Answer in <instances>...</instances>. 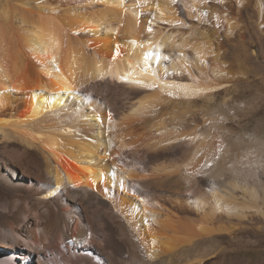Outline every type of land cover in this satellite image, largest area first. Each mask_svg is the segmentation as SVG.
<instances>
[{"label":"bare ground","instance_id":"6f19581e","mask_svg":"<svg viewBox=\"0 0 264 264\" xmlns=\"http://www.w3.org/2000/svg\"><path fill=\"white\" fill-rule=\"evenodd\" d=\"M251 7L264 36V0H0V144L35 156L43 219L1 198L0 264H205L264 234V136L235 148L216 108L243 94L238 47L264 54ZM105 201L101 238L78 209Z\"/></svg>","mask_w":264,"mask_h":264},{"label":"rangeland","instance_id":"374dc122","mask_svg":"<svg viewBox=\"0 0 264 264\" xmlns=\"http://www.w3.org/2000/svg\"><path fill=\"white\" fill-rule=\"evenodd\" d=\"M243 18L249 24L253 22L251 26L253 28L249 31L252 40L249 41L260 44L261 51H264V36L261 35L260 28L257 26L255 9L251 7L249 14H245ZM248 46L249 54L243 47H238L240 50L234 52L235 55H238L235 63L240 66L242 76L247 77V80L242 79L243 82L239 89L243 94L237 96L228 105L219 103V107H216L219 110V115L223 114L219 117V130L235 148L240 141L249 140L254 134L264 136V54L259 56L256 47L251 49L253 45L249 44ZM111 88L118 89L119 87L113 84ZM0 155L12 158L17 164L15 166L17 174L24 178V182L17 187L8 186L0 181L2 184H0V200L2 197H6L9 202L13 201L15 204L13 212L20 214L24 224L29 220L42 223V216L28 202L31 189L38 184L40 179L38 167L30 162L35 156L13 140L0 144ZM0 164L6 171L5 162ZM105 203L104 205L93 204L89 207L79 204L78 209L86 225L101 233V238L109 237L106 230H111L122 224L121 216L109 208L107 201ZM258 232L263 233L264 231ZM234 237L229 234L219 236V246H217L219 259L211 258L205 264H264V255L262 254L264 253V234H241ZM34 259L35 264H38L37 258L34 257Z\"/></svg>","mask_w":264,"mask_h":264}]
</instances>
